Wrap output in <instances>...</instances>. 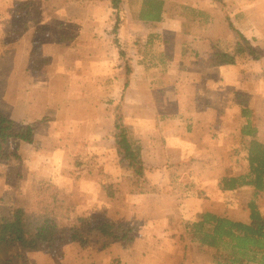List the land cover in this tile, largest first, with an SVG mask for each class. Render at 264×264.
I'll return each instance as SVG.
<instances>
[{"label": "rangeland", "instance_id": "obj_1", "mask_svg": "<svg viewBox=\"0 0 264 264\" xmlns=\"http://www.w3.org/2000/svg\"><path fill=\"white\" fill-rule=\"evenodd\" d=\"M26 2L35 11L27 27L17 7ZM104 3L0 0V113L34 129L31 144L5 146L16 158L0 160V202L14 197L36 215L39 202L55 196L78 215L113 226L104 248L65 244L53 254L34 252L30 264H218L195 251L184 226L208 208L231 220L248 215L252 191L219 192L217 184L246 173L244 153L238 154L241 109L250 111L264 141V1H217L231 35L213 43L211 64L229 50L237 58L220 73H201V31L183 37L181 23L193 25L182 21L188 14L182 4L168 3L159 25L128 17L127 34L138 40L128 79L116 69ZM151 31L172 46L157 39L147 46ZM35 33L39 48L31 53ZM117 115L143 146V194H132L124 182L112 139ZM78 162L83 167L76 169ZM106 178L112 197L103 193ZM256 202L264 215V195ZM238 264L256 263L240 258Z\"/></svg>", "mask_w": 264, "mask_h": 264}, {"label": "trees", "instance_id": "obj_2", "mask_svg": "<svg viewBox=\"0 0 264 264\" xmlns=\"http://www.w3.org/2000/svg\"><path fill=\"white\" fill-rule=\"evenodd\" d=\"M79 1V0H75ZM94 1V0H92ZM106 25L110 38V48L116 58V69L125 79L133 73L130 61L131 48L138 45L136 37L128 36V17L139 23H161L164 20L163 0H105ZM29 2L20 3L25 27L29 26L34 10H30ZM186 28V24L184 25ZM186 30V29H184ZM121 34L117 35V32ZM157 39L163 46H172V40L161 35L150 34L147 46ZM34 43L31 53L36 51L38 34L32 37ZM39 48V47H38ZM37 48V50H38ZM171 48L168 49L171 53ZM167 54V52H165ZM34 55V56H33ZM37 54H31V58ZM162 53L161 63L165 61ZM170 55L166 57L170 61ZM234 56L221 54L216 66L234 65ZM42 60L34 65L35 70L46 64ZM127 83H125V86ZM250 111L241 109V127L238 154L244 153L246 173L237 177H222L217 190L232 192L239 188H249L253 198L247 204V220L245 222L231 220L211 213H201L195 216L191 223L184 226L189 244L200 254L213 257L218 264H238L243 258L256 264H264V215L260 212L256 199L264 195V141L259 139L258 130L249 121ZM34 139V129L29 125L14 122L0 113V160L9 161L16 155H11L5 146L11 141L31 144ZM112 139L120 167L125 175L124 182L131 187V193L143 194L140 182L145 181L147 167L144 161L143 146L133 132L117 115L114 120ZM77 168L83 164L78 162ZM104 182L103 193L113 196V185L109 179ZM142 190V191H141ZM50 201H41L37 206L36 215L28 213L14 197L6 196L0 202V264H30L32 254L36 251L56 253L65 244H76L82 249L108 245L107 240L113 237V226L108 219L92 220L78 215L72 207L57 201L55 196ZM182 225V222H180ZM130 231L126 230L123 238L129 239ZM221 260V261H220ZM111 264H119L113 261Z\"/></svg>", "mask_w": 264, "mask_h": 264}, {"label": "crops", "instance_id": "obj_3", "mask_svg": "<svg viewBox=\"0 0 264 264\" xmlns=\"http://www.w3.org/2000/svg\"><path fill=\"white\" fill-rule=\"evenodd\" d=\"M163 1L165 2L164 10L166 9V5L171 2L175 5L182 4V7L185 8V10L188 12V14H184L181 16L182 21L189 22L191 25H193V28H191V29L184 28L185 23H183V24L181 23L183 37H188V36H191L192 34H197L198 32L201 31V66H204V68L201 69V73L207 74L209 71L210 72L216 71L219 73L228 71L231 66H228V65L227 66H215V65L211 64L212 55L210 56L211 58L209 57L210 52H211V54L213 53L211 51L213 49V46H215L213 43L217 42L220 39H223L224 36H225V39H227L228 35H231L229 33L228 26L227 25L225 26V17L223 16L224 11L222 10V8L217 3V1L220 2L221 0H163ZM227 1L231 2V4H232L233 2H236L238 0H227ZM247 1H249V0H247ZM263 1L264 0H260V2H263ZM165 12H166V10H165ZM244 14L250 20L254 19V13L248 12V13H244ZM237 18L238 19H244L245 17L242 15H237ZM220 21H224L223 25L219 24ZM199 22H201V23H199ZM186 24H188V23H186ZM154 25H156V24H154ZM157 25H159V23H157ZM184 29H186V30H184ZM222 31H223V33H222ZM149 33L150 34H156L152 31ZM157 35H162V32H160ZM235 46L236 45H234V48H235ZM230 53H232L231 50H229V52H226L223 54H227L229 56H234V55H231ZM235 59L237 61V58H235ZM236 61L234 60V63H236ZM206 95L201 94V106H205V104H206L205 99H208V97ZM219 192H221V191H219ZM232 192H234V191H232ZM207 212L213 213L216 215L221 214V211L216 207L208 208ZM239 219H240V217L238 215L233 220L245 222L247 220V217L244 218V220H239Z\"/></svg>", "mask_w": 264, "mask_h": 264}]
</instances>
